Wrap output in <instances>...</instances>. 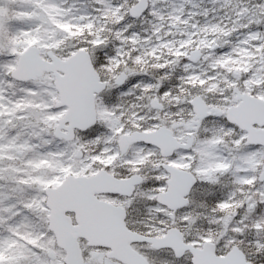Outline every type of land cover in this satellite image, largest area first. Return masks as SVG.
<instances>
[{"label": "snow or ice", "instance_id": "6c2138e0", "mask_svg": "<svg viewBox=\"0 0 264 264\" xmlns=\"http://www.w3.org/2000/svg\"><path fill=\"white\" fill-rule=\"evenodd\" d=\"M0 264H264V0H0Z\"/></svg>", "mask_w": 264, "mask_h": 264}]
</instances>
